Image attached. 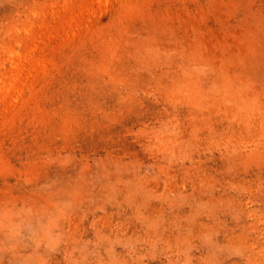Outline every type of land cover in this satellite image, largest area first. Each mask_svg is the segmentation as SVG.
Wrapping results in <instances>:
<instances>
[{"label":"rangeland","instance_id":"rangeland-1","mask_svg":"<svg viewBox=\"0 0 264 264\" xmlns=\"http://www.w3.org/2000/svg\"><path fill=\"white\" fill-rule=\"evenodd\" d=\"M0 264H264V0H0Z\"/></svg>","mask_w":264,"mask_h":264}]
</instances>
